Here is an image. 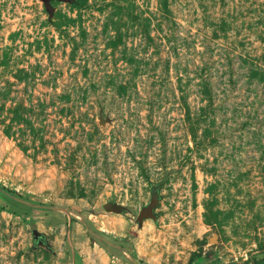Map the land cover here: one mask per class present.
I'll list each match as a JSON object with an SVG mask.
<instances>
[{"label":"rangeland","instance_id":"obj_1","mask_svg":"<svg viewBox=\"0 0 264 264\" xmlns=\"http://www.w3.org/2000/svg\"><path fill=\"white\" fill-rule=\"evenodd\" d=\"M0 264H264V0H0Z\"/></svg>","mask_w":264,"mask_h":264},{"label":"water","instance_id":"obj_2","mask_svg":"<svg viewBox=\"0 0 264 264\" xmlns=\"http://www.w3.org/2000/svg\"><path fill=\"white\" fill-rule=\"evenodd\" d=\"M102 122V121H101ZM155 206V199L152 198L151 199V202L149 203V205L145 208H143L137 218H136V221L138 223H141V221L144 219V218H153L152 216V209L153 207ZM32 238H33V242L35 243L36 240H40L41 242L44 241V237H43V234H41L40 232H38L36 229H33L32 232Z\"/></svg>","mask_w":264,"mask_h":264},{"label":"trees","instance_id":"obj_3","mask_svg":"<svg viewBox=\"0 0 264 264\" xmlns=\"http://www.w3.org/2000/svg\"><path fill=\"white\" fill-rule=\"evenodd\" d=\"M2 189H3V188H2ZM3 190H5V189H3ZM6 192H10L11 194H13V196H17V194L14 193V192H11V191H8V190H6Z\"/></svg>","mask_w":264,"mask_h":264},{"label":"flooded vegetation","instance_id":"obj_4","mask_svg":"<svg viewBox=\"0 0 264 264\" xmlns=\"http://www.w3.org/2000/svg\"><path fill=\"white\" fill-rule=\"evenodd\" d=\"M37 241H40V240H37Z\"/></svg>","mask_w":264,"mask_h":264}]
</instances>
